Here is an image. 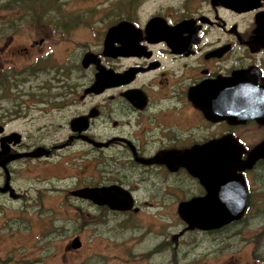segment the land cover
Segmentation results:
<instances>
[{
    "label": "flooded vegetation",
    "instance_id": "af4514ba",
    "mask_svg": "<svg viewBox=\"0 0 264 264\" xmlns=\"http://www.w3.org/2000/svg\"><path fill=\"white\" fill-rule=\"evenodd\" d=\"M124 1L137 5L111 20L82 7L27 38L0 29V213H70L97 242L88 258L117 264H172L173 250L176 264H264L256 239L236 248L264 213V159L227 182L244 191L240 220L190 230L178 213L221 189L215 162L242 167L264 143V0ZM82 247L74 235L62 251Z\"/></svg>",
    "mask_w": 264,
    "mask_h": 264
},
{
    "label": "rangeland",
    "instance_id": "374dc122",
    "mask_svg": "<svg viewBox=\"0 0 264 264\" xmlns=\"http://www.w3.org/2000/svg\"><path fill=\"white\" fill-rule=\"evenodd\" d=\"M119 0H55V7L51 13H44V17L37 22L29 23L28 20V10L12 11L9 9H0V26L3 27L4 24L11 25L13 24L16 27L14 30H18L19 34H24L22 37L27 38L32 36V31H26V27H33L36 29V32L41 29L49 30L55 27V24L58 22L57 18H60L62 21L64 18L63 13L78 11L79 8H87V11H97L103 9V6L106 7L105 11L106 17H109V20L116 17L122 11L130 9V6L136 7L131 2L124 1L118 2ZM87 6V7H86ZM144 11H150L148 8H144ZM143 12V11H142ZM58 13V15H57ZM0 29H3L0 27ZM13 29V28H12ZM84 35L81 33L79 36ZM36 36V35H35ZM7 38V37H6ZM45 215L44 212L39 213V219L35 218V214L32 212H12V213H0V264H117L118 254H110L109 256L93 257L88 258L93 252H98L95 247L97 242H91L88 239V228L84 221V227H80L83 223L80 221L77 222H68L70 220V213L66 212H47ZM160 214V213H158ZM159 218L162 221H172L173 235L177 234V226L179 223L176 218H178L177 213L168 212L161 213ZM264 213L262 212H253L250 215L256 216L253 218H248L243 221L242 225L237 229L238 234L236 239V248L243 247L244 254L247 255V245L257 244V247L254 245V252L258 253L257 256L259 259H263L264 256L261 255L260 245L263 243L264 238ZM13 218L17 219L19 223H16ZM21 220L26 221L30 220L29 224L26 226H21ZM86 225V227H85ZM182 228H178L181 230ZM82 230V232H80ZM10 233H15V235H10ZM77 235L83 242V247L80 251L77 252L76 256L71 257L70 255H65L62 251V247L71 241L72 236ZM252 239H256L253 240ZM252 242V243H251ZM173 243H176L175 241ZM178 243V242H177ZM187 246H183V250H188ZM191 251V249H189ZM114 253L116 251H113ZM194 254V251H192ZM9 254L11 258L7 257ZM114 255V256H113ZM193 255H189V262H193ZM180 253H176L173 250L171 255L172 264L181 263ZM157 263L165 261L160 255L156 256Z\"/></svg>",
    "mask_w": 264,
    "mask_h": 264
},
{
    "label": "water",
    "instance_id": "95a60500",
    "mask_svg": "<svg viewBox=\"0 0 264 264\" xmlns=\"http://www.w3.org/2000/svg\"><path fill=\"white\" fill-rule=\"evenodd\" d=\"M127 28L126 24H119L113 27L108 33V38L123 35ZM259 159H264V143L252 151L249 160L242 167L228 160L215 162L212 165L215 169L211 170V172H214L211 178L215 180L222 179L221 189L217 190V187L209 186L207 189L208 195L205 198L181 206L182 210L178 213L188 224V229L214 230L240 220L245 209V201L242 198L244 191L238 185H232L234 180L232 173L235 170L250 169ZM229 181L232 183L231 186L227 184ZM216 190L220 191V193L217 194ZM220 200L222 205L219 204ZM79 247L80 243L78 240L72 241V249H78Z\"/></svg>",
    "mask_w": 264,
    "mask_h": 264
},
{
    "label": "trees",
    "instance_id": "16d2710c",
    "mask_svg": "<svg viewBox=\"0 0 264 264\" xmlns=\"http://www.w3.org/2000/svg\"><path fill=\"white\" fill-rule=\"evenodd\" d=\"M55 7V0H0V9H9L12 11L28 10V20L29 23L37 22L44 17V13H51ZM1 28L15 29L13 24H4ZM1 34V33H0ZM6 34V33H3ZM46 215L47 213L44 212ZM245 221V220H244Z\"/></svg>",
    "mask_w": 264,
    "mask_h": 264
}]
</instances>
